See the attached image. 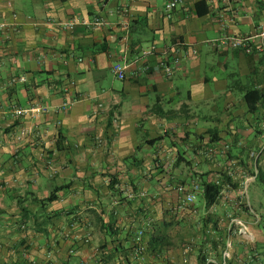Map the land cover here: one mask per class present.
Returning a JSON list of instances; mask_svg holds the SVG:
<instances>
[{
  "label": "crops",
  "instance_id": "1",
  "mask_svg": "<svg viewBox=\"0 0 264 264\" xmlns=\"http://www.w3.org/2000/svg\"><path fill=\"white\" fill-rule=\"evenodd\" d=\"M170 1L0 0V264H264V0Z\"/></svg>",
  "mask_w": 264,
  "mask_h": 264
},
{
  "label": "built area",
  "instance_id": "2",
  "mask_svg": "<svg viewBox=\"0 0 264 264\" xmlns=\"http://www.w3.org/2000/svg\"><path fill=\"white\" fill-rule=\"evenodd\" d=\"M180 3H181V0H172L169 3H167V5L165 6V14L169 19H171V17L173 16V11L176 9L178 4H180ZM77 23H78L77 20H72V21H70V23H67V24L63 23V24H60V26L64 29H73L77 25ZM105 24H106L105 20L100 18V17H95L90 21L83 22V25H85L86 27H89V28L101 27ZM9 26H10V24H8L6 22H1L0 23V32H5L9 28ZM256 40H264V28H261L254 35H247V36H242V37L241 36L235 37V36L225 35L222 43L225 45H229L230 48H233V49L246 50L249 48V45H251V43H253ZM150 53L151 52L145 53V55L150 54ZM177 62L178 61H176V63ZM161 67L167 76L172 75V73H173V65L172 64H170L168 62H162ZM127 68L128 67H127V64L125 62L115 64L113 66V69H112L115 78L117 80H120V81L125 80ZM63 91L65 93H68L69 87L68 86L64 87ZM78 101H79L78 97H73L72 99L66 100L65 102H63V104L59 108V111H61L63 113L67 112ZM43 111H44V108L41 107V108H31V109H15L14 112H15L16 116H22V115H27L29 113H42ZM228 149H229V146H225L224 149L221 151V153L222 154L225 153L226 151H228ZM260 154H261V152H253L251 154V157L255 161H257L260 157ZM48 165L51 166V163L48 162ZM53 173L55 174L56 171H53ZM255 176H257V175H255ZM245 186L247 188L248 185H245ZM178 191L180 193L184 194L185 202L187 204H192L197 200L199 188H198V186H193L191 189L190 188L188 189L187 187L180 186L178 188ZM248 204H250V203L248 202ZM257 220L258 219L256 218V221ZM140 235H142V232L140 233ZM137 239L140 240L141 238L138 237ZM228 258H229V255L227 254L224 257V261L221 264H225V262ZM80 264H86V263L82 262Z\"/></svg>",
  "mask_w": 264,
  "mask_h": 264
},
{
  "label": "trees",
  "instance_id": "3",
  "mask_svg": "<svg viewBox=\"0 0 264 264\" xmlns=\"http://www.w3.org/2000/svg\"><path fill=\"white\" fill-rule=\"evenodd\" d=\"M251 95L253 96V94L251 92L248 93L246 98L248 100V105H249L250 110H254V106L251 104V101H250ZM223 154H225V153H223ZM46 165H48V162H47ZM220 175H221L220 176L221 178H225L223 173H221ZM258 178H259L261 184L264 186V174L259 172L258 173ZM223 183H224V181H223ZM224 184H222V183L221 184H217L216 182L206 180V181H200L198 183H195V184H193V185H191L190 187H187V188L191 189L193 186H198V188H199L198 196L203 198V200L206 202L207 205L211 206V205H215L217 203L218 199L221 197V193H222V190L224 188ZM198 196H197V198H198ZM55 198H56V193H52L50 195V197L44 202L50 203V202L54 201ZM194 203H192V204H194ZM192 204H189V205H192ZM243 207H245L247 212L251 211V209H252L250 204H248L247 201H245ZM225 264H231V262L229 260H226Z\"/></svg>",
  "mask_w": 264,
  "mask_h": 264
},
{
  "label": "rangeland",
  "instance_id": "4",
  "mask_svg": "<svg viewBox=\"0 0 264 264\" xmlns=\"http://www.w3.org/2000/svg\"><path fill=\"white\" fill-rule=\"evenodd\" d=\"M118 83L121 85V82H120V80H118ZM52 173H53V171H52ZM258 185H259V187H260V189H261V195H260V200H261V203L263 204V206H264V187H263V185L260 183H258ZM185 187H187V186H185ZM246 198L247 199H249L248 198V195L246 196Z\"/></svg>",
  "mask_w": 264,
  "mask_h": 264
}]
</instances>
